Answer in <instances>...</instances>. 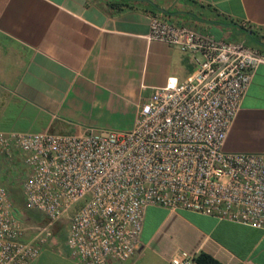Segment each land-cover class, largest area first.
Wrapping results in <instances>:
<instances>
[{
  "label": "built area",
  "instance_id": "1",
  "mask_svg": "<svg viewBox=\"0 0 264 264\" xmlns=\"http://www.w3.org/2000/svg\"><path fill=\"white\" fill-rule=\"evenodd\" d=\"M147 39L177 48L196 67L185 82L154 89L130 131H0V169L24 156V203L46 220L21 221L0 182V264L35 262L63 220L77 264L125 263L149 207L264 231V153L223 149L264 51L161 16L151 17ZM197 258L178 251L169 264H199Z\"/></svg>",
  "mask_w": 264,
  "mask_h": 264
},
{
  "label": "crops",
  "instance_id": "2",
  "mask_svg": "<svg viewBox=\"0 0 264 264\" xmlns=\"http://www.w3.org/2000/svg\"><path fill=\"white\" fill-rule=\"evenodd\" d=\"M152 16L264 51V0H0V131L131 130L154 89L185 82L196 67L177 48L147 39ZM223 149L264 153V66ZM57 228L32 264H77ZM178 251L264 264V231L149 207L134 255L108 264H169Z\"/></svg>",
  "mask_w": 264,
  "mask_h": 264
},
{
  "label": "trees",
  "instance_id": "3",
  "mask_svg": "<svg viewBox=\"0 0 264 264\" xmlns=\"http://www.w3.org/2000/svg\"><path fill=\"white\" fill-rule=\"evenodd\" d=\"M15 163L16 162L12 164L13 167H16ZM0 173L3 175L2 172ZM15 178H16L15 176H4L3 175V182L1 183L6 187L8 191L9 198L12 201L16 216L26 224H44L46 222L44 217L40 219H36V220L35 218H31V216L34 217L33 211H31L32 209H29L24 203L21 186L16 182ZM197 262L199 264H219L217 261L211 259L210 257L206 255H199L197 258Z\"/></svg>",
  "mask_w": 264,
  "mask_h": 264
},
{
  "label": "rangeland",
  "instance_id": "4",
  "mask_svg": "<svg viewBox=\"0 0 264 264\" xmlns=\"http://www.w3.org/2000/svg\"><path fill=\"white\" fill-rule=\"evenodd\" d=\"M130 131V130H128ZM115 132H120V131H115ZM24 156L22 154H20V156L18 155L15 159V164H16V167H13L12 165L11 166H7L8 170L2 172V170L0 172L3 173L4 176H15L16 178V182L20 185L22 183V181L25 179V177L27 176V174L29 173V169L27 168L26 165H24V163L22 162V158ZM3 175L0 173V182H3ZM33 211V216H31V218H35L36 219H40L43 217L42 214L34 211V210H31ZM26 222V220H25ZM67 225H68V221L67 220H63L62 223H61V234L65 235L66 234V228H67Z\"/></svg>",
  "mask_w": 264,
  "mask_h": 264
}]
</instances>
